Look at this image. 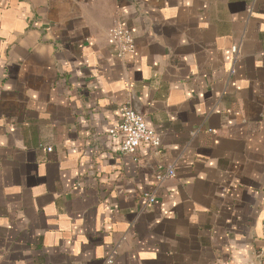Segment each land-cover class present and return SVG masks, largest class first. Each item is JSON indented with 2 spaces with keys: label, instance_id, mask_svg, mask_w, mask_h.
I'll list each match as a JSON object with an SVG mask.
<instances>
[{
  "label": "crops",
  "instance_id": "obj_1",
  "mask_svg": "<svg viewBox=\"0 0 264 264\" xmlns=\"http://www.w3.org/2000/svg\"><path fill=\"white\" fill-rule=\"evenodd\" d=\"M216 261L264 264V0H0V264Z\"/></svg>",
  "mask_w": 264,
  "mask_h": 264
},
{
  "label": "built area",
  "instance_id": "obj_2",
  "mask_svg": "<svg viewBox=\"0 0 264 264\" xmlns=\"http://www.w3.org/2000/svg\"><path fill=\"white\" fill-rule=\"evenodd\" d=\"M108 43L116 48L117 56L124 60L125 56L135 50V39L130 29L122 21H117L110 29ZM233 50L237 52V47ZM119 122L110 129L109 133L112 140L121 139L120 150L123 154H134L141 145H148L150 149L159 154L161 152L162 141L157 130L149 126L141 112L130 105L120 107ZM49 151L53 150L48 146ZM176 177V169L173 164H158L156 181L164 182L166 179ZM146 203H155L156 194L154 191H147L143 194ZM211 264H250L249 262L226 263L213 262Z\"/></svg>",
  "mask_w": 264,
  "mask_h": 264
}]
</instances>
